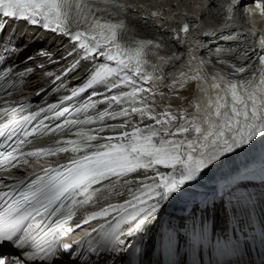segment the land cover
Here are the masks:
<instances>
[{"label":"snow or ice","instance_id":"6c2138e0","mask_svg":"<svg viewBox=\"0 0 264 264\" xmlns=\"http://www.w3.org/2000/svg\"><path fill=\"white\" fill-rule=\"evenodd\" d=\"M226 3L232 6L231 0ZM125 11L120 0H0L3 15L69 38L73 48L68 55L75 53L79 57L69 71H75L80 60L94 61L97 57L115 64L101 63L82 87L63 97L59 104L13 119L7 135L0 130V137H4V143H0V168L5 170L16 167L24 156L70 154L67 163L44 169L42 175L19 181L16 187L4 185L7 190L0 191V249L7 243L26 251L30 240L33 249L26 258L24 251L14 256L0 251V264L46 261L52 254L51 243L45 241L47 248L36 243L29 229H38L48 220L52 226L44 237L66 235L72 231L65 227L74 215L72 208L90 203L106 190L111 194L117 184L127 189V198L122 203H109L88 219L113 216L118 224H131L127 235L133 236L151 223L174 193L196 180L205 169L264 136V54L257 61L261 70L248 72V79L239 75L245 73V65L228 63L230 48L217 49L220 64L228 66L227 75L223 68L206 71L204 61L198 65L190 61L178 72L165 71L166 65L179 59L178 55L162 54L160 50L167 46L162 40H137L132 36L125 18L114 19ZM258 11L264 14V0ZM152 15L158 13L154 11ZM181 31L187 34L189 25L183 24ZM174 38L179 39V34ZM190 82H195L196 93L187 104L179 108L156 104L155 98L165 95L160 88L176 92ZM98 84L108 92L118 91L106 95L93 90L79 106L61 107ZM97 96L101 99H92ZM98 104L106 105L105 109L95 117L87 115ZM46 112L52 115L37 119ZM73 113L84 115V119L73 118ZM49 119L60 122L44 123ZM106 119L121 122L105 124ZM95 123L100 127H86ZM8 127L4 125L5 130ZM106 132L111 134L104 135ZM47 134L62 138L55 147L21 152L23 145L31 143L29 137ZM137 173L140 175L134 176ZM69 201L71 205L65 209ZM57 214L60 218L51 222L50 218ZM38 217L41 220L36 223ZM63 247L67 251L71 245Z\"/></svg>","mask_w":264,"mask_h":264},{"label":"bare ground","instance_id":"6f19581e","mask_svg":"<svg viewBox=\"0 0 264 264\" xmlns=\"http://www.w3.org/2000/svg\"><path fill=\"white\" fill-rule=\"evenodd\" d=\"M120 2L125 6L126 11L114 19L125 18L126 24L132 30V36L137 40H162L167 45L160 50L162 54L178 55L179 59L172 60L166 65L165 71L178 72L186 68L190 61L197 65L200 61H204L206 71L223 68L227 75L228 66L220 64L217 56L218 48L232 49L228 63L245 65V73L239 74L245 79H248V72L255 74L261 70V65L257 63L260 56L264 54V43H262L264 42V14H259L258 11L261 0H231L232 6H228L226 0H120ZM255 3L258 4V8ZM236 5L240 6L234 7ZM154 11L158 15H152ZM185 23L189 25L187 34L181 31ZM176 34H179V39L174 38ZM27 37L31 44L24 51L44 43L45 39V36L33 31H28ZM46 47L51 48L52 51L57 50L61 57L69 51L63 47L61 37H54L50 41V46ZM151 58L155 59V56ZM98 66H93L92 61L80 62L76 71L88 76ZM116 91L118 90H114ZM160 92L165 95L157 96L156 104L160 106L171 104L174 108H179L191 101L196 93V85L195 82H190L184 89L176 92H171L169 88H160ZM150 122L145 121V123ZM263 164L264 156L250 161L244 167L232 170L227 175L230 178L227 184L228 191L243 185L253 186L257 192L264 191V183L257 184L254 180L251 182L248 171ZM138 175L140 174L135 176ZM123 189L127 195V189L122 186ZM60 257L61 253H58L51 262L58 264L55 259ZM46 264L50 262L47 261Z\"/></svg>","mask_w":264,"mask_h":264}]
</instances>
